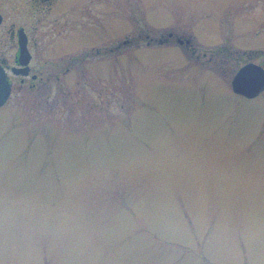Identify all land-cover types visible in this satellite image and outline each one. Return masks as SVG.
<instances>
[{
    "label": "rangeland",
    "instance_id": "obj_1",
    "mask_svg": "<svg viewBox=\"0 0 264 264\" xmlns=\"http://www.w3.org/2000/svg\"><path fill=\"white\" fill-rule=\"evenodd\" d=\"M52 7L48 76L0 107V264H264V89H231L264 0Z\"/></svg>",
    "mask_w": 264,
    "mask_h": 264
},
{
    "label": "flooded vegetation",
    "instance_id": "obj_2",
    "mask_svg": "<svg viewBox=\"0 0 264 264\" xmlns=\"http://www.w3.org/2000/svg\"><path fill=\"white\" fill-rule=\"evenodd\" d=\"M2 2V3H1ZM15 5L14 8H20V12H24L27 8L26 15L23 14L22 19L24 20L23 25L18 24L15 21H10L5 30L0 34V66L4 69L9 82L11 83V89L13 85V79L18 78L20 83H24L25 79L29 78L31 81H36L38 78L41 80L43 75L49 74V68H47L48 63L44 61V53L42 51V38L38 34V27H41L43 22H46V25H53L55 20L53 4L54 0H1L0 1V15L2 25L5 22L4 10L2 4L6 5ZM26 6V7H25ZM78 19L81 17L79 13H84L83 6H78ZM57 8L61 10L69 9L64 6L62 8ZM74 15V14H73ZM64 22H68V17L65 18ZM28 25V26H27ZM23 34L25 46L29 53L27 57L26 64L23 65L19 62L20 47L19 42L21 35ZM22 37V38H23ZM189 45L188 41H184ZM41 50V51H40ZM117 50V45L111 46L109 48L110 53H113ZM37 52V53H36ZM15 71H26L25 75H15ZM10 89V90H11Z\"/></svg>",
    "mask_w": 264,
    "mask_h": 264
},
{
    "label": "water",
    "instance_id": "obj_3",
    "mask_svg": "<svg viewBox=\"0 0 264 264\" xmlns=\"http://www.w3.org/2000/svg\"><path fill=\"white\" fill-rule=\"evenodd\" d=\"M1 22V16H0ZM20 61L23 63L28 57L27 48H25V41L23 34H20ZM23 37V38H22ZM15 74H19L21 71L13 70ZM22 74H26L23 71ZM231 88L234 93L243 95L246 98H252L257 96L264 89V70L255 64H246L242 66L231 78ZM10 83L7 80L6 74L3 68L0 66V107L6 102L10 95Z\"/></svg>",
    "mask_w": 264,
    "mask_h": 264
}]
</instances>
